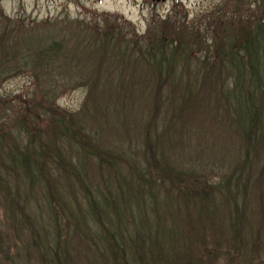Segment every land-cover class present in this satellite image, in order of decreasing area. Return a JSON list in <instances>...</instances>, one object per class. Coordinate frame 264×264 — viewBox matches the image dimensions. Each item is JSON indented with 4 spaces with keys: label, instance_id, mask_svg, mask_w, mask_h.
Here are the masks:
<instances>
[{
    "label": "rangeland",
    "instance_id": "rangeland-1",
    "mask_svg": "<svg viewBox=\"0 0 264 264\" xmlns=\"http://www.w3.org/2000/svg\"><path fill=\"white\" fill-rule=\"evenodd\" d=\"M255 23H264V0H166L164 3L150 0H0V33L9 32L10 36L8 39H3L4 42L3 40L0 42V59L3 60H0V71L3 68L2 72H4V76L0 79V122H6L5 125H8L4 133L11 135L12 140L18 138L21 146L25 137L18 132V124L26 125L34 120L31 122V133L40 131L44 134L52 127L48 112L56 117L63 113L55 121L56 124L60 123L62 128L57 129L53 141L58 135L61 137L67 135L68 131L63 132V129L69 128V131L74 132L79 129L82 144L62 138L58 139L57 149L67 157L70 164H76L86 174L85 184L89 185L94 193L98 186L103 187L107 181L102 175H98L100 172L98 167L101 166H96L95 159L90 153L81 151L82 146L91 152L95 149H103L102 151L111 152L117 159L124 150L139 156L137 154L140 150L136 152L139 132L136 133L137 135L129 132L128 136H122V132H118V139L111 144L103 140L105 133L101 129L105 131L104 126H97L96 120L103 115L109 117L117 115L113 113L114 107L111 105L120 103V100L114 98L111 89H114L120 79L135 87L150 88L151 95L154 94L156 86L152 75L146 68L138 66V60L141 58L139 55L144 53L151 41H156L158 35L166 33L172 36L181 32L178 39L174 40L179 43L177 45L182 50H185L182 51L184 55L193 56L191 51L198 50L201 56L206 52L211 59L215 56V48L220 43L210 48L208 41L210 42L212 38L218 40L221 37V29L225 30L230 25L237 29ZM233 32L235 30L229 35ZM42 38H46L47 41L38 43L36 39ZM49 39L60 43L55 62L58 68L46 65L47 61L39 60L35 63L33 58L38 59L37 55L31 57L34 53L31 49L38 44L41 48L46 46L50 43ZM8 40L11 42L7 43ZM166 42H170V39L168 38ZM140 46L142 49H139ZM261 48L260 52L263 53L264 42ZM115 56H122L123 59L114 63L112 58ZM182 62L178 65V72L183 73L184 76L197 77L194 83L198 93L202 92L207 83H212V86L208 85L211 88L208 92L216 98H221L222 93L229 90L226 84L228 77L222 69L211 70V73L208 70L197 72L198 61L191 59ZM20 65L26 67L22 68L23 70L18 69ZM253 81L257 84L258 80ZM253 81L250 85H255ZM88 83L95 88V96L89 94L90 88L82 87ZM164 95L169 97V92H165ZM122 100L124 108L128 104V109L134 105V102L142 103L139 98L129 102V98L124 96ZM203 100L204 98H193L189 101L184 112L178 113L180 117L168 132V137L155 136L154 132L151 134L156 141L158 155L166 160V166L178 169L179 166L192 165L195 160L214 159L216 162L210 161L207 167L199 168L200 172L204 171L205 181L212 184L219 182L222 175L223 177L226 175V171L220 173V166L217 163L229 156L230 163L233 164L241 154L238 153V146L240 151L243 148L239 141L242 133L239 129L241 108L240 99L235 95V98L231 99L229 124L221 116L227 118L226 103L222 102L223 106H220L219 102L220 107L216 115L215 100L213 98ZM200 101L203 102L199 106L194 105ZM179 102L180 98L175 104ZM162 107L158 106L156 100L152 101L148 98L145 107L141 111L139 108L142 123L156 116L158 127L155 129L158 134L164 132L168 126L164 120H169L167 109ZM113 126L118 128L120 123ZM33 137L34 135H30L28 139ZM256 148L250 159L254 161V168L257 167L258 172L263 170L262 179L255 183L252 198H250L251 192L247 190L251 202L247 207L252 211L249 214L250 222L261 224L253 226L252 233L254 235L260 233L261 240L254 242V249L264 255L262 243L264 241V137ZM141 158L142 155L139 159ZM117 166L125 172V164L120 163ZM51 170L56 172V168ZM57 179L56 183L62 182V179L58 177ZM74 191L73 203L79 204L81 196L76 187ZM25 193L24 188L22 195L24 196ZM232 193L238 195L239 188L232 190ZM167 200L161 198L155 204L160 209L159 213H163L161 216H158V212L155 214L138 212L131 206L135 199L123 191V195L115 200V208L117 203L124 207V213L121 211L118 216L120 220L116 224L122 232L126 231L124 240L127 241V233L133 234L140 230L145 232L152 228L174 229L176 232L181 227L186 231L192 229L182 224L181 226L177 218L178 212L186 211L184 206L178 200L174 201V197L169 196ZM146 208V211L150 210L151 204H146ZM28 210V217L19 216L21 221L18 219L19 223L15 227L12 226L10 222L12 219L0 203V247L10 261L14 259V264H44L46 259H42L36 253L35 245H30L28 242L35 226H42L51 231L46 217L49 213L47 202L41 198H38V202L33 199L29 202ZM103 211L106 212L103 220L115 224L114 219L117 217L108 215V209ZM37 214L40 215L37 217ZM74 218L79 220V216ZM180 218L184 221L183 213ZM171 224L174 225L170 227ZM60 229V240L63 244L61 248L66 249L69 262L88 264L89 256L94 251L88 244L90 235L82 234L78 228L71 230L66 226H60ZM192 232L194 230L190 231ZM193 235L197 236L198 233ZM211 236L208 234V237ZM40 238H43L42 234ZM193 245L197 246L195 242ZM1 258L2 255H0V264H2ZM223 263L229 264L227 260Z\"/></svg>",
    "mask_w": 264,
    "mask_h": 264
},
{
    "label": "trees",
    "instance_id": "trees-1",
    "mask_svg": "<svg viewBox=\"0 0 264 264\" xmlns=\"http://www.w3.org/2000/svg\"><path fill=\"white\" fill-rule=\"evenodd\" d=\"M230 26L225 30L221 29V37L218 40L212 38L210 42L208 41L210 48L220 43L215 48V56L211 59L206 52L201 56L198 50L191 51L193 56L184 55L182 51L185 50H182L177 45L179 43L174 40L178 39L181 32L172 36L166 33L158 36L156 34V41H151L144 53L139 55L141 58L138 60V66L146 68L155 81L156 88L153 95L150 88L135 87L131 83L122 82L121 79L117 81L114 89H111L114 98L120 100V103L111 105L114 107L113 113L117 115L97 117L96 125L104 126L105 131L101 129L105 133L103 140L111 144L118 139V132H122V136H128L129 132L132 134L139 132L136 149V152L140 150L137 154L139 156L124 150L117 159L111 152H104L103 149L99 148L91 152L82 146L81 151L90 153V156L95 159L96 166H101L98 167L100 171L98 175H102L107 181L103 187L98 186L94 193L90 186L85 184L86 174L76 164H70L67 157L57 149L58 139L62 138L82 144L79 129L77 128L75 132L69 131V128L63 129V132L68 131L67 135L63 137L58 135L53 141L57 129L62 128V125L56 124L55 121L63 113L56 117L50 111L48 112L52 127L44 134L40 131L31 133V122L34 120L26 125L18 124V132L25 137L24 144L21 146L18 138L12 140L11 135L4 133L5 127H8L7 124L5 125L6 122H0V203L12 219L10 220L12 226L16 227L19 216L28 217L30 201L34 199L38 202V198H41L47 202L49 213L46 217L51 231L42 226H35L28 242L30 245H35L36 253L42 259H46L44 264H71L66 255V249L61 248L63 244L60 240V226H66L71 230L78 228L82 234L90 235L88 244L94 251L89 256L88 264H224L226 260L229 264H264V255L254 249V242L261 240L260 233L255 235L252 233V227L261 224L250 222L249 214L252 211L247 207L251 204L249 200L252 198L255 183L261 181L263 172V170L258 172L257 167L254 168L255 163L250 156L254 155L256 146L264 137V49L263 53L260 52L264 42V23H255L237 29ZM232 30L235 32L229 35ZM9 37V32L0 33V42ZM168 38L170 42H166ZM36 40L38 43L47 41L46 38ZM49 40L50 43L42 48L40 44L33 47L31 50L34 53L31 57L37 55L38 59L33 58L35 63L39 60L47 61L46 65L58 68L55 62L60 43ZM10 42L8 40L7 43ZM12 42L15 43V41ZM139 49L142 47L140 46ZM112 59L114 63H118L123 57L115 56ZM191 59L198 61L197 72L208 70L211 73L214 69L225 71L229 90L223 92L221 98L209 94L208 90L211 88L208 85L212 86V83L204 85L202 92L198 93L194 83L197 77L184 76L183 73L178 72L179 63L191 61ZM25 67L20 65L18 69ZM2 69L0 79L4 76ZM254 79L258 80L257 84L253 81ZM203 81L206 82V80ZM252 81L255 85H250ZM82 87L90 88L91 96L96 95L95 88L90 83ZM165 92H169V97H165ZM235 95L240 99L239 129L242 133L239 141L243 148L240 151L238 146V153L241 154L237 156L233 164L230 163L229 156L217 163L220 166V173L226 171V175L224 177L222 175L216 183L210 184L205 181L204 171L200 172L199 168L207 167L210 161L216 162L214 159L195 160L192 165L179 166L178 169L166 166V160L158 155L156 141L151 133L154 132L155 136L161 135L163 138L168 137V132L172 130L180 117L178 113L184 112L193 98H204V100L213 98L216 115L218 108L223 106L222 102L226 103L227 118L221 116L230 124L231 99L235 98ZM124 96L129 98V102L139 98L142 101V103L138 101L141 107L134 102L129 109L128 104L124 108L122 100ZM148 98L152 101L156 100L158 106H163L162 108L168 111L169 120H164L168 126L160 134L155 129L158 127L156 116H152V119L144 123L141 122V116L139 117L141 114L139 108L141 111L145 107ZM179 98V104H175ZM203 101L193 103L199 106ZM246 112L247 115H245ZM118 123L120 126L115 128L113 125ZM30 135L34 137L29 140ZM114 150L117 151L115 148ZM140 155H142L141 160ZM120 163L126 165L125 172L117 166ZM52 168H56V172H53ZM256 176L257 179H255ZM57 177L62 179V182L56 183ZM75 187L81 196L79 204L73 203ZM24 188L26 193L23 196ZM237 188H239V194L235 195L232 190L235 191ZM247 190L251 192L249 199ZM123 191L135 199L134 204L131 205L132 209L143 213H159L160 209L155 205L156 202L161 198L167 200L169 196L174 197V201L178 200L186 210L174 213L180 225L192 229L186 231L184 227H181L177 232L174 229L152 228L145 232L140 230L133 234L127 233V241H125L126 231L122 232L116 225L120 220L119 214L121 211L124 213V207L117 203L115 208V200L123 195ZM146 204H151L148 211H146ZM104 209L109 210L108 215L118 218L114 219L115 224L103 220L106 215ZM182 213L185 222L181 221ZM162 214L159 213L158 216ZM39 215L37 214V217ZM74 216H79V220ZM186 218L189 219L185 220ZM33 220L35 222V219ZM191 230L194 232L190 233ZM195 233L198 235H193ZM208 234L212 236L208 237ZM194 242L198 247L193 245ZM262 243L264 244V241ZM0 255H2V264L15 263L14 259L11 261L8 259L1 247Z\"/></svg>",
    "mask_w": 264,
    "mask_h": 264
},
{
    "label": "water",
    "instance_id": "water-1",
    "mask_svg": "<svg viewBox=\"0 0 264 264\" xmlns=\"http://www.w3.org/2000/svg\"><path fill=\"white\" fill-rule=\"evenodd\" d=\"M150 1L160 3V2H164L165 0H150Z\"/></svg>",
    "mask_w": 264,
    "mask_h": 264
}]
</instances>
